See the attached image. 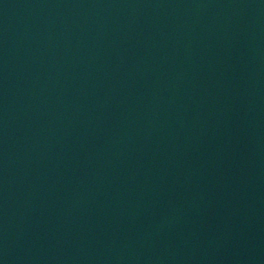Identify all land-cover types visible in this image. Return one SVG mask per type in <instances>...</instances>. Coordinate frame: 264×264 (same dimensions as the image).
<instances>
[{"label": "water", "instance_id": "1", "mask_svg": "<svg viewBox=\"0 0 264 264\" xmlns=\"http://www.w3.org/2000/svg\"><path fill=\"white\" fill-rule=\"evenodd\" d=\"M0 264H264V0H0Z\"/></svg>", "mask_w": 264, "mask_h": 264}]
</instances>
